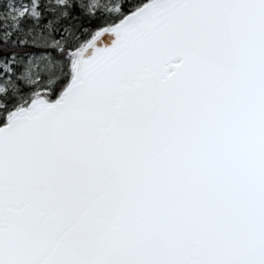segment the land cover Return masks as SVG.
Here are the masks:
<instances>
[{
    "label": "snow or ice",
    "instance_id": "obj_1",
    "mask_svg": "<svg viewBox=\"0 0 264 264\" xmlns=\"http://www.w3.org/2000/svg\"><path fill=\"white\" fill-rule=\"evenodd\" d=\"M0 264H264V0H0Z\"/></svg>",
    "mask_w": 264,
    "mask_h": 264
}]
</instances>
